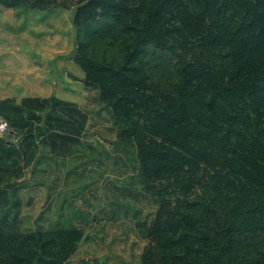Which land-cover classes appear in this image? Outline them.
I'll return each instance as SVG.
<instances>
[{
    "label": "trees",
    "instance_id": "16d2710c",
    "mask_svg": "<svg viewBox=\"0 0 264 264\" xmlns=\"http://www.w3.org/2000/svg\"><path fill=\"white\" fill-rule=\"evenodd\" d=\"M0 4L74 10L83 83L121 124V143L135 146L143 191L158 201L142 264H264V0ZM74 111L55 97L0 100L24 156L41 148L37 162L79 140ZM16 150L0 136V170ZM83 237L0 230V264H65Z\"/></svg>",
    "mask_w": 264,
    "mask_h": 264
},
{
    "label": "rangeland",
    "instance_id": "374dc122",
    "mask_svg": "<svg viewBox=\"0 0 264 264\" xmlns=\"http://www.w3.org/2000/svg\"><path fill=\"white\" fill-rule=\"evenodd\" d=\"M73 12L0 4V100L55 97L70 102L84 123L69 153L40 162L41 148L25 157L20 135L3 136L17 150L0 170V230L80 228L84 237L65 264H142L158 201L143 191L135 146L121 143V124L98 89L83 83L73 59Z\"/></svg>",
    "mask_w": 264,
    "mask_h": 264
},
{
    "label": "built area",
    "instance_id": "2783aa9c",
    "mask_svg": "<svg viewBox=\"0 0 264 264\" xmlns=\"http://www.w3.org/2000/svg\"><path fill=\"white\" fill-rule=\"evenodd\" d=\"M9 131V124H8V120L0 115V136H4L8 133Z\"/></svg>",
    "mask_w": 264,
    "mask_h": 264
}]
</instances>
